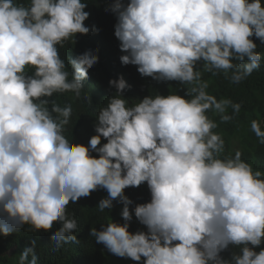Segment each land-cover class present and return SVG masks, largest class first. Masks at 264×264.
I'll return each mask as SVG.
<instances>
[{
  "label": "clouds",
  "instance_id": "9594fccd",
  "mask_svg": "<svg viewBox=\"0 0 264 264\" xmlns=\"http://www.w3.org/2000/svg\"><path fill=\"white\" fill-rule=\"evenodd\" d=\"M108 2L117 23L107 55L118 65L94 75L91 50L67 62L60 53L93 30L88 0H0V236L56 227L54 253L79 244L68 209L103 190L96 207L121 203L125 223L90 235L119 258L264 264V172L241 150L224 155L214 130L242 105L214 94L207 80L224 74L240 84L260 69L264 0ZM65 93L83 105L89 143L75 149L64 135L72 106L53 99ZM250 130L264 143L259 120ZM127 188L148 190L150 202L130 209ZM133 216L146 231L129 230ZM35 244L19 264H37ZM80 264L98 262L87 254Z\"/></svg>",
  "mask_w": 264,
  "mask_h": 264
},
{
  "label": "trees",
  "instance_id": "16d2710c",
  "mask_svg": "<svg viewBox=\"0 0 264 264\" xmlns=\"http://www.w3.org/2000/svg\"><path fill=\"white\" fill-rule=\"evenodd\" d=\"M88 2L85 10L90 13V18L85 21V26L93 30L87 35L77 34L75 43L60 49L61 56L67 62L70 56L75 58L85 51L91 50L98 61L91 69L94 75H102L107 70L116 71L117 60L110 62L111 55H107L110 47L116 42V40L113 42L112 39L115 38L114 26L117 20L115 15L106 12L111 4L108 0H88ZM256 44L258 45L257 51L264 54V44H261L258 39H256ZM70 69L71 65H69ZM207 80L209 81L208 89L214 94L230 98L234 103L242 105L238 116L229 123H220L219 127L214 130L221 134L225 141L224 155L226 157L234 156L237 150H241L244 154L243 159L251 164L254 170L258 169L264 172V143H260L250 130V122L253 119L259 120L261 127L264 128V60L261 62L260 69L254 71L240 84L230 83L224 74L208 76ZM140 82L148 86L150 81L141 80ZM95 86L96 84L92 85L94 94L97 92ZM75 98L74 93L56 94L53 97L56 103L62 107L69 104L72 106V124L67 126L64 135L72 142L73 149L89 143L86 140L87 128L79 126L80 117L82 118L84 113L83 105L79 99L78 103H75ZM215 119L219 122L217 118ZM92 155L97 154L92 153ZM125 195L133 201L130 209H134L136 204L150 202V193L143 188H127ZM106 196V191H97L90 197L79 201L77 205L69 207V217L74 214L79 224L77 232L74 233L80 241L79 244H66L60 251L54 253L51 236L59 231L58 228L54 227L49 232H34L25 225L10 235L0 236V264H19L20 253L31 247L32 240L36 241L34 254L38 258L37 264H80L87 254L98 264H135L130 259L119 258L109 253L104 245L96 243L95 238L90 235L93 227L100 231L111 221L119 224L125 223L121 217L123 208L121 203L114 201L113 209L110 211L106 209L104 212H100L96 207L99 201ZM129 230L135 233L146 231V228L133 216ZM263 246L264 244L261 245L262 248ZM255 250L259 251L260 249ZM31 255L30 253L29 259H31Z\"/></svg>",
  "mask_w": 264,
  "mask_h": 264
},
{
  "label": "bare ground",
  "instance_id": "6f19581e",
  "mask_svg": "<svg viewBox=\"0 0 264 264\" xmlns=\"http://www.w3.org/2000/svg\"><path fill=\"white\" fill-rule=\"evenodd\" d=\"M220 80V79H219ZM92 85H93V83H92ZM22 244V243H21ZM24 250V249H23ZM58 262V261H57Z\"/></svg>",
  "mask_w": 264,
  "mask_h": 264
}]
</instances>
